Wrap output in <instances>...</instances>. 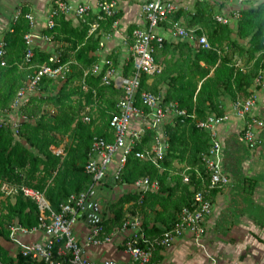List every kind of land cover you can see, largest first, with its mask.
Wrapping results in <instances>:
<instances>
[{"label":"trees","instance_id":"obj_1","mask_svg":"<svg viewBox=\"0 0 264 264\" xmlns=\"http://www.w3.org/2000/svg\"><path fill=\"white\" fill-rule=\"evenodd\" d=\"M27 12L28 7L22 4L19 16L3 35L7 65L0 68V109L9 107L31 72L17 65L25 51L24 35L30 30L24 17ZM213 13L208 2L196 0L193 12L179 9L169 17L171 23L179 21L182 15V25L198 26L201 30L197 31V35H206L209 47L196 49L186 41L174 43L165 40L155 48L153 56L161 64L162 71L154 77L142 73L137 94L142 91L159 93L165 84L163 102H175L178 108L185 110V115L175 118L165 127L168 148L160 162L161 169L134 155L136 150L151 145L154 140L152 131L148 130L142 141L135 145L122 169L121 181L130 184L148 176L158 180L159 189L146 192L139 199L141 203L131 205L129 209H124V206L138 200L136 193L124 194L108 204L96 222L102 226V236L121 225L127 211L134 212L133 208H139L143 214V228L150 238L161 233L157 222L166 226L176 219L201 184L193 173L189 183L183 182L178 175L181 168H174L173 163L196 167L206 175L201 154L208 148V135L197 127L196 122L208 113H223L221 94H228L232 100L238 96L246 97L260 68L264 66V3L250 4L241 10L240 18L234 25L218 23ZM116 17L117 13L100 21L99 30L90 35L87 31L92 17H87L85 23L74 24L64 16H56L54 27L42 30L60 44L56 51L60 53L61 61L74 58L76 63L71 65L69 74L60 85L53 80H43L42 94L31 97L24 109L28 118H34V121H21L16 135L9 125L0 124V185L7 182L36 188L46 195L54 210H58L70 194L89 189L92 179L84 165L91 141L94 136H109V119L121 96L120 91L101 84V74L95 76L89 71L98 63L93 51L100 35L108 32ZM169 22H165L163 27H168ZM174 55L177 56L175 59ZM48 56L46 52L34 48L32 63L46 62ZM84 71H88L86 90L80 85ZM131 71L132 62L129 60L126 75ZM45 104L54 106L55 111L51 113L44 108ZM84 116L89 120L84 121ZM62 143L66 152L61 158L52 153L50 146ZM170 170L175 174L170 175ZM244 182L252 187L250 180L244 179ZM222 188L213 190L211 198ZM107 210L111 214L108 217ZM83 218H88V215ZM38 222L39 212L33 200L18 194L0 202V237H9L10 224L19 223L30 229ZM4 254L0 246V257ZM156 261L152 257L150 264ZM17 263L31 264V261L17 254Z\"/></svg>","mask_w":264,"mask_h":264},{"label":"built area","instance_id":"obj_2","mask_svg":"<svg viewBox=\"0 0 264 264\" xmlns=\"http://www.w3.org/2000/svg\"><path fill=\"white\" fill-rule=\"evenodd\" d=\"M236 3L241 7L231 9L227 14L224 11H214L213 18L220 24H232L240 18L241 10L246 5L264 3V0H236ZM116 7L117 0L98 1L96 8L88 4H72L68 0H52L43 29L53 28L55 17L60 15L76 23H85L87 17H92L93 20L89 22L87 31L90 35L99 30L100 21L116 13ZM177 9L178 6L172 0H149L140 6L143 24L134 27L130 32V38L125 41L128 46L127 60L132 62L131 74L126 75L123 71L124 66L115 65L109 57H105L101 63L94 64L89 71L95 76L101 74V84L120 91L121 96L109 119V136H94L91 141L84 165L85 171L92 179L88 190L70 194L66 201L59 205L58 210H54L46 195L36 188L26 184L7 182L0 185L2 193L0 197L20 194L33 200L37 205L39 222L36 226L28 229L19 223L8 225L9 239L17 244L18 254L28 258L31 264H121L114 258L92 261L86 254L88 248L110 242L120 232L123 233L122 250L129 258L126 264H150L156 250L170 247L177 239L185 235H190L197 246L204 247L202 238L205 235L206 220L211 214L213 205L210 194L213 190L230 183V175L224 171L222 166L223 144L218 132V126L228 119L225 113L211 112L196 122L197 127L208 135V148L204 154H201L206 175L196 167L191 168L180 164L178 168H181V171L178 175L181 176L182 181L189 183L193 173L201 187L193 192L190 202L181 208L173 222H169L166 226L157 224L161 229L159 235L152 238L147 236L143 228L144 216L139 208H133L134 212L127 211L121 225L106 235H101L102 226L97 223L89 226L83 240H80L74 233L77 221L89 213L87 201L90 193L95 191V186L105 181L106 176L110 177L113 186L124 185L129 190L127 192L139 195L137 201L126 203L124 209L140 204L139 199L146 192L159 189L158 180L148 176L140 177L130 184L123 182L121 172L135 145L142 141L148 130L153 132V142L142 150H136L134 155L161 169L160 162L168 148L165 127L175 118L185 115V110L178 108L175 102H163L164 89L162 87L159 93L142 91L137 94L142 73L154 77L162 71V66L155 61L153 53L155 48L160 47L165 40L170 41L159 29L165 22H169L170 15ZM19 14L20 10L15 13L13 20ZM24 17L29 23L30 30L24 35L25 51L21 62L17 65L20 68L26 67L31 72L17 90L9 107L2 110L17 113V120L9 123L0 120V124L10 126L14 135L17 133L19 123L28 120L22 111L31 97L42 94L43 80H53L60 85L69 74L71 65L76 63L74 60L61 61L60 53L54 52L48 56L46 62L33 64L32 58L36 43L38 41L48 43L54 40L52 35L42 30L33 31L35 17L32 13L27 12ZM117 23V19L113 20L112 28L116 27ZM164 29L171 33L173 37L171 41H186L196 49L209 47L206 35H197V31L201 30L198 26L185 27L180 21H174ZM100 36L98 46L102 48L109 34L101 33ZM5 54V42L1 38L0 68L7 65ZM87 73L88 71H84L80 81L84 90L88 88L85 83ZM263 84L264 66L260 68L249 87V94L244 98L238 96L232 100L234 113L243 123V139L250 150H256L263 145V139L258 131L264 126V121L253 113V107L256 104L255 91ZM88 108L89 106L86 107ZM83 120L88 121L89 118L84 116ZM50 150L55 155H64V149L60 146L51 145ZM37 230L44 233L45 241L21 242L18 239L19 233L26 234ZM210 259L214 262L213 258L210 257ZM0 264L3 263L0 262Z\"/></svg>","mask_w":264,"mask_h":264},{"label":"crops","instance_id":"obj_3","mask_svg":"<svg viewBox=\"0 0 264 264\" xmlns=\"http://www.w3.org/2000/svg\"><path fill=\"white\" fill-rule=\"evenodd\" d=\"M68 1L72 4H88L92 8H96L98 1L101 0ZM147 1L149 0H117L116 19L118 23L114 28L110 26L108 32H103L108 33L109 37L105 39L102 48L97 45L96 50L93 51V54L98 57V63H101L105 57H109L115 65L124 66L123 71L125 72L128 63V46L125 41L130 38V32L134 27L143 24L140 6ZM172 1L178 6L176 11L182 9L191 13L196 0ZM205 1L215 12L224 11L226 14L231 9L241 7L236 3V0ZM49 2L51 0H0V39L9 29L15 13L20 10L22 4H26L28 12L35 17L33 31L43 30L45 18L52 3L48 5ZM182 20L183 16L181 15L179 21ZM71 21L76 24L75 21ZM232 25L234 24L232 23ZM159 31L168 40H173L171 33L164 27H161ZM171 42L176 43L175 41ZM59 45L54 41L48 43L38 41L35 48L50 55L57 52L56 48ZM68 60H74V58ZM161 87L165 89L164 86ZM255 95L256 104L253 107V113L264 121V84L256 89ZM220 103L223 113L228 116V119L218 126L223 144L222 166L224 171L229 173L231 181L216 192L212 199V211L206 220V232L202 238L204 247L197 246L190 235H185L177 239L170 247L156 250L153 259L156 258L157 261L154 264H264V126L258 131L263 139V145L256 150H250L243 139V123L234 113L232 99L228 94L223 93L220 96ZM44 108L51 113L55 111L54 106L49 104H45ZM24 109L23 114H25ZM0 110V120H5L7 123L17 120V113ZM27 121H34V118H28ZM56 146L64 149L63 143ZM65 152L64 149V155L57 156L62 158L65 156ZM173 166L177 169L180 164L174 162ZM169 174L174 175L175 173L170 170ZM244 179L250 180L252 187H249V183L244 182ZM95 190H100L104 194L105 190L109 191L106 198H98L97 208L100 216L108 204L129 193L127 192L128 188L124 185L113 186L109 176H106L105 181L96 186ZM240 190H249L247 193L249 195H241ZM8 197L13 196L0 197V202L5 201ZM110 215L107 210L106 216ZM157 224L160 223L157 222ZM90 225L92 224L87 222V218L81 217L77 221L74 233L80 240H83ZM122 237L123 233L120 232L110 242L88 248L86 254L92 261L114 258L121 264H126L129 258L122 250ZM18 239L21 242H43L46 237L42 231L37 230L26 234L19 233ZM0 246L5 253L1 255L0 262L18 264L17 244L9 237L6 239L0 237ZM210 257L214 259V262Z\"/></svg>","mask_w":264,"mask_h":264},{"label":"water","instance_id":"obj_4","mask_svg":"<svg viewBox=\"0 0 264 264\" xmlns=\"http://www.w3.org/2000/svg\"><path fill=\"white\" fill-rule=\"evenodd\" d=\"M105 194L101 192L100 190H95L90 193L88 197V218L87 222L90 224H94L98 221V218L100 217V214L98 212L97 208V203H98V198H106V196L109 194L108 190H105ZM79 218L81 217V214L78 216Z\"/></svg>","mask_w":264,"mask_h":264},{"label":"flooded vegetation","instance_id":"obj_5","mask_svg":"<svg viewBox=\"0 0 264 264\" xmlns=\"http://www.w3.org/2000/svg\"><path fill=\"white\" fill-rule=\"evenodd\" d=\"M230 181H231V179H230ZM248 191H249V190H240L239 192L241 193V195H245V196H247V195H249V194H247Z\"/></svg>","mask_w":264,"mask_h":264},{"label":"rangeland","instance_id":"obj_6","mask_svg":"<svg viewBox=\"0 0 264 264\" xmlns=\"http://www.w3.org/2000/svg\"><path fill=\"white\" fill-rule=\"evenodd\" d=\"M51 2H52V0H51ZM51 2H49L48 5H50ZM176 57H177L176 55L173 56L174 59H175ZM245 57H246V56H245ZM164 85H165V84H163V86H164ZM164 88H165V86H164ZM3 198H4V197H3Z\"/></svg>","mask_w":264,"mask_h":264}]
</instances>
